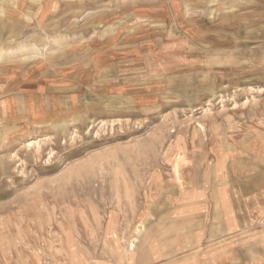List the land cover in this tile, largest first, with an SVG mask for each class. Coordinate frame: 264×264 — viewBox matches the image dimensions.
<instances>
[{
    "label": "rangeland",
    "instance_id": "1",
    "mask_svg": "<svg viewBox=\"0 0 264 264\" xmlns=\"http://www.w3.org/2000/svg\"><path fill=\"white\" fill-rule=\"evenodd\" d=\"M223 136L264 137V0H0V264L185 239L167 211L189 226ZM214 243L178 264H221Z\"/></svg>",
    "mask_w": 264,
    "mask_h": 264
},
{
    "label": "crops",
    "instance_id": "2",
    "mask_svg": "<svg viewBox=\"0 0 264 264\" xmlns=\"http://www.w3.org/2000/svg\"><path fill=\"white\" fill-rule=\"evenodd\" d=\"M229 141L223 136L221 147L213 145L206 150V164L198 169L204 173L203 181L211 191L206 192L204 197L196 189L186 197L185 218L189 220V226L178 220L177 216H182V213L177 214V211L182 212L183 209L177 197L174 198L173 208L167 211L174 217L173 222H168V227L174 231L189 230L188 237L181 238V232L174 235L164 250L151 245L147 249L142 245L136 264L154 261L178 264V256L186 252L183 243L191 247L196 244L212 245L214 242H221V256L216 257L220 258L218 261L221 260V264H264V168H259L256 162L264 159V137L237 138L236 145H231ZM131 244L133 248L127 249L126 264H135L134 243ZM193 258L196 262L201 260V256ZM78 261L86 260L77 258ZM202 263L213 264L214 260L207 257Z\"/></svg>",
    "mask_w": 264,
    "mask_h": 264
},
{
    "label": "bare ground",
    "instance_id": "3",
    "mask_svg": "<svg viewBox=\"0 0 264 264\" xmlns=\"http://www.w3.org/2000/svg\"><path fill=\"white\" fill-rule=\"evenodd\" d=\"M222 230H223V229H222ZM224 231H225V230H224ZM112 234H113V233H112ZM214 235H215V234H214ZM211 236H212V235H211ZM212 238H213V237H212ZM70 241H71V240H68L69 243H70ZM78 248H79V247H78ZM58 250H59V249H58ZM78 250H79V249H78ZM63 251H64V250H63ZM56 253H57V252H56ZM56 253H55V254H56ZM61 253H63V252H61ZM53 254H54V252H53ZM58 254H59V253H58ZM85 254H86V253H85ZM67 257H68V256H67ZM84 258H85V257H84ZM86 258H87V257H86Z\"/></svg>",
    "mask_w": 264,
    "mask_h": 264
}]
</instances>
